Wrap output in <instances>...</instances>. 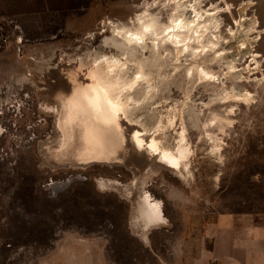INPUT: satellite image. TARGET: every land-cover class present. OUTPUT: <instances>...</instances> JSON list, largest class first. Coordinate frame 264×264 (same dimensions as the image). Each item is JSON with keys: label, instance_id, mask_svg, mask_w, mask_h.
Listing matches in <instances>:
<instances>
[{"label": "rangeland", "instance_id": "obj_1", "mask_svg": "<svg viewBox=\"0 0 264 264\" xmlns=\"http://www.w3.org/2000/svg\"><path fill=\"white\" fill-rule=\"evenodd\" d=\"M197 1L213 16L202 42L189 41L196 55L151 33L123 55L114 29L154 21L161 32L192 9L175 0H0V264H195L198 256L217 264L208 250L222 254L225 234H255L264 223V0ZM207 41L215 45L200 52ZM108 58L125 63L123 79L144 73L122 97L138 123H122L121 159L55 156L70 72L87 83ZM198 66L213 79H200ZM143 127L146 142L154 136L173 151L183 130L180 172L134 148L131 135ZM146 192L164 215L148 227L137 213ZM244 254L232 256L247 264Z\"/></svg>", "mask_w": 264, "mask_h": 264}, {"label": "bare ground", "instance_id": "obj_2", "mask_svg": "<svg viewBox=\"0 0 264 264\" xmlns=\"http://www.w3.org/2000/svg\"><path fill=\"white\" fill-rule=\"evenodd\" d=\"M180 1L175 0L174 7L181 4ZM196 1L188 0L181 4L185 9L191 8L193 16H186L183 12L175 13L171 18L170 25L164 26L161 32L154 29V21L142 22L137 29H114V34L122 37L125 45V49H122L121 54L124 55L137 47H143V38L146 34L151 33L153 40L171 41L176 46L181 47L180 50L183 53L185 50L190 49L192 55H196L198 47L190 48L189 41L191 39L192 41L202 42L200 40L201 35L208 29L206 23L208 22L210 26V17L213 16L209 14L207 17H203L204 13L196 8V3H198ZM214 28H217V25L214 24ZM184 31L187 33L184 34ZM160 34H162L161 37ZM159 42L154 43L155 46L158 47ZM214 45L215 43L212 41L201 43L199 51L211 50ZM102 46H109V44L104 40ZM113 46L118 47V42L114 41ZM111 58L105 60V66L100 63L88 70L87 83L79 81L77 72H70L71 91L66 95H60L58 127L61 132V141L59 147L55 150V156L60 158L71 156L75 161L84 164L114 163L121 159L118 152L124 147L125 143L122 123L125 118L130 123H138V120L132 118L133 113L127 106L129 98L122 100V97L124 92L133 89L136 84L138 85L144 73L140 70L136 76L134 75V78L123 79L118 69L124 66L125 63L118 64ZM196 74L200 79H213V74L200 66L196 68ZM242 96L244 100L250 98L249 93ZM235 97L238 98L239 95ZM168 122L173 125L171 119ZM145 132H148L145 127H143V131H133L130 139L134 148L136 150L145 149L151 157H158L155 159H158L160 165L180 172L182 163L188 161L189 152L183 130L174 151L167 148L154 136L151 137L149 142H146L143 137ZM137 213L147 227L161 222L164 218L162 202L147 192L137 203Z\"/></svg>", "mask_w": 264, "mask_h": 264}, {"label": "crops", "instance_id": "obj_3", "mask_svg": "<svg viewBox=\"0 0 264 264\" xmlns=\"http://www.w3.org/2000/svg\"><path fill=\"white\" fill-rule=\"evenodd\" d=\"M227 228L229 229V227ZM221 241L223 243L222 254H216L215 251L208 250L207 255L209 256L212 255L211 253H214V258L216 259L218 257V259H216L217 264H238L239 260L237 261V258H233L232 256L233 251L241 255H245L244 253H246L247 255L244 257L247 259V264H264V223L261 225L257 224V232L255 234L250 233L233 238L229 233L225 234ZM236 247L240 248L237 249ZM195 262V264H205V262H201L199 256L195 259Z\"/></svg>", "mask_w": 264, "mask_h": 264}]
</instances>
